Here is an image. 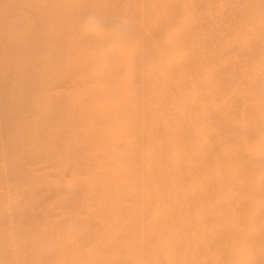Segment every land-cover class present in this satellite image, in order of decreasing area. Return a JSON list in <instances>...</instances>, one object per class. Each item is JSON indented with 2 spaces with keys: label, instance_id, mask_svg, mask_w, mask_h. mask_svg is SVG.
<instances>
[{
  "label": "bare ground",
  "instance_id": "obj_1",
  "mask_svg": "<svg viewBox=\"0 0 264 264\" xmlns=\"http://www.w3.org/2000/svg\"><path fill=\"white\" fill-rule=\"evenodd\" d=\"M0 264H264V0H0Z\"/></svg>",
  "mask_w": 264,
  "mask_h": 264
}]
</instances>
